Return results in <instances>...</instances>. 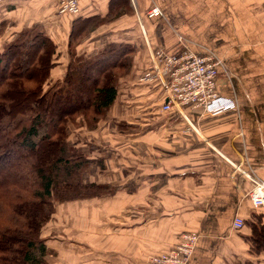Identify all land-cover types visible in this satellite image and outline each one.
Segmentation results:
<instances>
[{
  "label": "crops",
  "instance_id": "0c3cea01",
  "mask_svg": "<svg viewBox=\"0 0 264 264\" xmlns=\"http://www.w3.org/2000/svg\"><path fill=\"white\" fill-rule=\"evenodd\" d=\"M111 1L78 0L81 18H105ZM129 2L139 20L152 7L163 16L144 27L154 47L163 46L176 55L182 50L173 49L186 46L192 53L209 51L224 60L230 77L221 72L216 94L236 102L237 109L206 115L187 108L192 127L185 122L176 125L174 115L168 119L155 113L148 104L147 89L139 86L149 61L143 41L139 61L120 82L117 104L108 113L109 123L127 122L118 143L120 159L116 147L110 152L99 145L97 150L106 149L101 154L107 156L97 153L98 164L89 166L85 180L118 191L112 197L74 203L80 225L93 210L97 214L87 224L95 233L86 250L89 264H146L150 256L174 249L187 232L200 238L189 264H264L263 253L253 255L249 250L248 228L241 232L231 228L235 217L248 221L262 213L251 208L252 184L234 175V170L244 157L246 170L252 169L264 182V0ZM58 10V0H0V52L23 35L41 32L58 47L53 79L63 78L74 19L59 16ZM122 17L85 40L82 46L89 57L116 37L126 18L133 16ZM124 31L132 36L129 28ZM133 39L126 40L135 44ZM78 245H72L73 250ZM73 250L69 264L78 260Z\"/></svg>",
  "mask_w": 264,
  "mask_h": 264
},
{
  "label": "trees",
  "instance_id": "16d2710c",
  "mask_svg": "<svg viewBox=\"0 0 264 264\" xmlns=\"http://www.w3.org/2000/svg\"><path fill=\"white\" fill-rule=\"evenodd\" d=\"M124 14L133 16L129 0L109 2L103 19L71 16L69 66L56 81L58 47L43 33L23 35L0 52V264H51L54 253L44 233L56 218V207L118 191L85 180L89 166L98 164L92 151L106 147L100 142L110 135L109 126L116 129L110 142L120 143L128 129L126 121L109 123L108 113L117 104L120 82L139 61V49L126 40V22L97 54L89 57L82 45ZM139 86L147 89L151 110L172 117L155 104L157 86ZM244 222L251 254H264V214Z\"/></svg>",
  "mask_w": 264,
  "mask_h": 264
},
{
  "label": "built area",
  "instance_id": "2783aa9c",
  "mask_svg": "<svg viewBox=\"0 0 264 264\" xmlns=\"http://www.w3.org/2000/svg\"><path fill=\"white\" fill-rule=\"evenodd\" d=\"M58 5L59 16L75 17L81 13L78 0H58ZM145 16L148 21L163 17L157 7H152ZM140 23L143 24L142 18ZM146 38L145 36L144 44H147L149 63L139 84L158 87L155 104L160 113L174 115L176 125L185 122L192 127L187 117V108L201 110L206 115H219L227 110L237 109L236 102L222 99L216 94V81L221 72L228 79L230 77L224 60L209 51L202 54L192 53L184 45L182 53L174 56L164 48L154 47ZM179 41L182 42V38ZM245 160L243 157L236 165L234 175L244 177L252 184L248 193L251 208L254 212L264 213V182L256 177L252 169L246 170ZM245 223L244 219L235 217L231 228L234 232H240ZM199 239L197 234L187 233L181 236L180 243L174 249L157 257L150 256L146 264H189Z\"/></svg>",
  "mask_w": 264,
  "mask_h": 264
},
{
  "label": "rangeland",
  "instance_id": "374dc122",
  "mask_svg": "<svg viewBox=\"0 0 264 264\" xmlns=\"http://www.w3.org/2000/svg\"><path fill=\"white\" fill-rule=\"evenodd\" d=\"M133 17L126 18L125 26H126V29L128 28L130 29V33L132 36L131 37L129 36V38L131 40L134 37L133 40L135 41V44H137V47L140 53L142 52L141 48H143L144 46L143 45L144 38L145 36L147 37V34H146L147 31L145 30L144 27L146 26L147 28V24L150 21H148L147 16H145L146 19L142 17L143 24H141L138 17L134 15ZM105 139H107L106 142L105 143L100 142V144L106 145V147H109L112 149L116 147L117 149H115V151L117 152V158L120 159V151H122L121 150L122 147L120 144H118L119 142H110L108 138L106 137ZM136 150L137 148L135 145L132 150L134 152V156H135ZM103 151H106V150H103ZM100 152L101 151L99 150L92 151L93 157L96 158L97 153L101 155L102 157H105L106 152L104 153L105 155L101 154L102 152L101 153ZM88 172L90 173V171ZM74 206L75 204H66V203L57 206L55 209V215H56L55 220L52 222H49L46 227V231L44 235L46 236L48 240V246L50 250H52L54 253V257L48 258V262H50L51 264L71 263V262L68 263V258L73 257V256H70V253H71V250H73L72 245H74L75 243H79L81 244V246L80 245L76 246L72 252V253H75V252L78 253L76 255L78 260L77 261L74 260V261L76 262V264H89L90 256H88L86 250L89 249L90 237H93L95 233L93 232V230L87 227V224L95 221L97 219V214L94 213V210H93L92 211L93 214H91L87 219H85V221H83V218H82V222L80 225L79 219L74 214V211H75L73 209ZM86 212L89 213L88 211ZM103 219H104V216H103ZM187 233H190V232H187ZM187 233H184L181 236L186 235ZM103 235L104 234L100 236H103Z\"/></svg>",
  "mask_w": 264,
  "mask_h": 264
},
{
  "label": "bare ground",
  "instance_id": "6f19581e",
  "mask_svg": "<svg viewBox=\"0 0 264 264\" xmlns=\"http://www.w3.org/2000/svg\"><path fill=\"white\" fill-rule=\"evenodd\" d=\"M140 20H141V18H140Z\"/></svg>",
  "mask_w": 264,
  "mask_h": 264
},
{
  "label": "water",
  "instance_id": "95a60500",
  "mask_svg": "<svg viewBox=\"0 0 264 264\" xmlns=\"http://www.w3.org/2000/svg\"><path fill=\"white\" fill-rule=\"evenodd\" d=\"M139 18H140V16H139Z\"/></svg>",
  "mask_w": 264,
  "mask_h": 264
}]
</instances>
